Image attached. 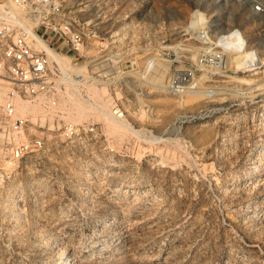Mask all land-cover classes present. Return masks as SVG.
<instances>
[{"label": "rangeland", "instance_id": "374dc122", "mask_svg": "<svg viewBox=\"0 0 264 264\" xmlns=\"http://www.w3.org/2000/svg\"><path fill=\"white\" fill-rule=\"evenodd\" d=\"M79 8L101 33H119L108 64H90L91 48L77 62L104 100L88 80L20 114L24 138L44 147L13 163L0 151V264H264V60L239 71L240 57L214 43L239 28L264 58V0ZM196 9L209 35L185 31ZM96 71L117 83L98 84ZM66 93L130 126L90 108L70 116Z\"/></svg>", "mask_w": 264, "mask_h": 264}, {"label": "built area", "instance_id": "2783aa9c", "mask_svg": "<svg viewBox=\"0 0 264 264\" xmlns=\"http://www.w3.org/2000/svg\"><path fill=\"white\" fill-rule=\"evenodd\" d=\"M91 2L0 0V88H8L6 100L0 102V149L4 159L17 162L44 147L42 137L24 138L29 119L17 113L13 101L16 96L28 100L52 98L58 87L71 85L72 77L84 80L83 75L71 73L64 66V57L77 63L91 48L94 54L89 63L98 66L108 64L109 52L117 51L119 33L103 34L94 23L99 17L83 16L86 10L79 7L86 8ZM100 72H94L98 84L117 83L115 72L109 76ZM90 80L94 82L92 76ZM114 113L119 115L117 110ZM64 129L76 128L67 123ZM3 170L0 166V172Z\"/></svg>", "mask_w": 264, "mask_h": 264}, {"label": "bare ground", "instance_id": "6f19581e", "mask_svg": "<svg viewBox=\"0 0 264 264\" xmlns=\"http://www.w3.org/2000/svg\"><path fill=\"white\" fill-rule=\"evenodd\" d=\"M63 64H64V66L68 70H70V71L76 70L78 73H80V75H83V77H84V80H80V78L78 79L77 78L78 77L77 75L75 77H72L71 78V82H70L71 85L72 84H79V83H82L84 81H88V80L91 79V76L89 75V72L86 71V66L85 65H77V64L73 63L72 60L69 57L68 58L67 57H64L63 58ZM75 66H79V67L76 68ZM88 85L90 86V92L92 93V99H95V100H97L99 102L103 101L104 100L103 93H105L106 91H104L103 89H100L96 85V83L91 82V80L88 82ZM7 89H8L7 87H1L0 88V102L6 100V98H7ZM66 94H67V96L65 95L64 97L63 96L61 97L60 103L59 102H57V103L56 102H53L52 101L53 98H52L51 102L53 104H55L54 105L55 107L57 106L58 103L60 104L61 107H64V108H67L68 107L69 109H67V110L69 111L70 116H73V117H75V116L82 117L84 115L83 117H85V115L88 114V113H86V110L88 108H90V109L95 110L94 111L95 112V115H99V116L104 117L105 119H108V120H112L114 122H117L118 125H120V127L121 126L129 127L130 126V124L128 122L124 121V120L123 121L116 120L115 119V116L113 115L112 112L108 113L107 111L102 110L101 108L100 109H96L93 106H91L90 104H88V102H86L85 99H80V98H78L77 96H75L74 94H71V93L70 94L69 93H66ZM15 98L13 99V101H14V104H15V107H16V111H17V113L19 115L20 114H33L35 112L37 106H36V104L34 103L33 100H24V99H20V98H17L15 100ZM40 100H42V99H40ZM44 100H46V99H44ZM15 101H16V103H15ZM48 102H50V101H48ZM57 108H59V106ZM44 109H42V111ZM48 112H49V110H48ZM91 112H89V113H91ZM73 121H75V120H73ZM78 121L79 120H77L76 122H78ZM0 151H1V154H2V150H0Z\"/></svg>", "mask_w": 264, "mask_h": 264}, {"label": "clouds", "instance_id": "9594fccd", "mask_svg": "<svg viewBox=\"0 0 264 264\" xmlns=\"http://www.w3.org/2000/svg\"><path fill=\"white\" fill-rule=\"evenodd\" d=\"M209 20L210 19L205 12H202L199 9L192 10L185 31L199 32L203 29L204 32L209 35ZM214 43L215 46L225 55L240 57V62L237 65L239 71H252L259 66L262 60H264V58L259 55L258 49L249 47L248 40L239 28H233L225 33L217 34ZM148 67L149 69L152 67V62H149Z\"/></svg>", "mask_w": 264, "mask_h": 264}]
</instances>
